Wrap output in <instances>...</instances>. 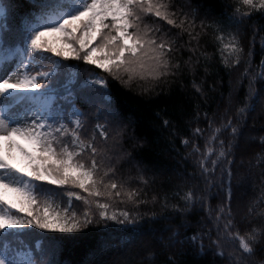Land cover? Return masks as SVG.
Listing matches in <instances>:
<instances>
[{
  "label": "snow or ice",
  "instance_id": "snow-or-ice-1",
  "mask_svg": "<svg viewBox=\"0 0 264 264\" xmlns=\"http://www.w3.org/2000/svg\"><path fill=\"white\" fill-rule=\"evenodd\" d=\"M28 3L21 11L19 0H0V53H8L0 55V264H67L66 241L109 222L120 230L101 238L93 264H157L164 253H171L164 264H204L209 253L207 264H264V122L254 115L258 101L264 108V56L255 62L257 36L264 52V0H220L216 7L204 0H56L62 10L55 16L51 0ZM203 37L210 41L202 45ZM209 43L222 69L214 68ZM81 62L88 70L82 81ZM241 65L236 94L243 88V97L234 103L230 93L210 114L221 72L231 75ZM213 74L218 79L205 89ZM187 75L199 97L192 115L185 121L180 109L175 123L163 124L177 155V139L191 147L165 175L167 169L134 155L146 141L109 84L158 97L177 83L183 88ZM74 82L78 89L66 86ZM129 140L131 151L124 147ZM257 141L260 151L250 155ZM257 179L259 195L239 216ZM158 181L172 191L149 200L145 189ZM56 194L67 196L63 209L53 203ZM73 198L82 213L73 210ZM157 203L159 212L140 211ZM201 211L200 220L189 219ZM115 251L119 259H103Z\"/></svg>",
  "mask_w": 264,
  "mask_h": 264
},
{
  "label": "trees",
  "instance_id": "trees-1",
  "mask_svg": "<svg viewBox=\"0 0 264 264\" xmlns=\"http://www.w3.org/2000/svg\"><path fill=\"white\" fill-rule=\"evenodd\" d=\"M220 0H204V3L206 5L216 7ZM228 2H232V0H228ZM21 7V11H26L28 8H30V5L28 3V0H19ZM57 6L56 0H51L50 7L48 9V12L50 15L55 16L59 11H61ZM254 20H259L258 17H253ZM264 22V21H259ZM162 23V22H161ZM165 27V30H167V26L163 25ZM251 36V29L248 28L245 30V35L243 39V44L245 47V51H247L248 47V39ZM259 36H257L256 40L257 43L255 45L256 47V55H255V62L259 63V60L261 56H264V52L260 50V44H259ZM184 40H187V36L184 37ZM210 41V37H203L201 40V44H205V42ZM207 51L209 53H215L213 58V65L214 68L216 65H219V67L222 69L223 65L219 64V53L215 52L214 46H212L209 43V46L207 47ZM0 55H8L7 52L0 53ZM188 55L185 51L184 53V59H187ZM72 64H76L75 61L71 62ZM243 65L240 66V68L234 70L231 75L225 74L221 72V75L223 76V87L218 89L216 93H213L217 97V100L215 103L212 104V107L209 109L210 114L216 111V105L219 104L221 107L223 104L227 101V98L229 94H232L234 103L243 97L244 95V89L239 90V95L236 94V81L239 78L240 71H242ZM68 71L67 69L65 70ZM88 70L83 66V63H80V80L82 81L84 77L87 76ZM203 75V68H200L198 74H197V80H199V77ZM218 78L213 74L206 78L207 82L205 84V89L208 88L209 85H211L215 80ZM192 76L187 75L185 76L183 80L184 87L181 88L180 84L177 83L172 86L171 92L162 94L158 97H148L141 95L138 90L135 88L129 89L123 87L118 81H110L109 88L111 90L112 96L115 98L116 103L121 106L124 114L126 117L130 118L134 122V127L136 130V135L139 137H142L145 139L146 143L136 152L134 155H136L138 158H142L143 164H146L148 166H152L153 164L157 165L158 168H164L167 169L164 174L169 175L170 170L173 166H180L183 164V161L181 157L184 153L188 152L190 150V145L188 148H185L183 146H180L179 140L177 139L175 147H178L180 149V154L177 155L175 151H173V145L170 144V129L166 128L163 124V121L165 119H170L175 123L176 121V115L175 113L180 110L184 109L188 115L184 117L185 121L190 119L192 115V106L195 104L196 100L199 99L198 94L195 92V90L192 88L191 84ZM64 83V81H62ZM244 84L246 86L247 81H244ZM69 89L72 88H79L80 84L78 83H72L66 85ZM260 87V85H258ZM222 91L224 93V100H221L219 98V92ZM79 107H84L83 105H78ZM87 110V109H86ZM94 111V109H92ZM254 115H257L261 117V120L259 122H264V108L261 107V102L258 101L256 105V112ZM94 122V121H93ZM196 123L193 122L191 127H195ZM202 128H206V121L200 123L199 125ZM180 136L186 135L185 132L179 133ZM134 142L129 140L124 145V147L131 151L132 150V144ZM199 143L201 147H203V138L199 140ZM260 151V146L258 141L253 142L251 147L249 148V154L255 155L257 152ZM127 167V166H126ZM188 171H192V159L190 158L188 160L187 165ZM258 171V170H257ZM244 172V169H240V173L242 174ZM132 175H135V171L131 173ZM152 173H148V175H151ZM254 183L257 185L255 190L252 188H249L247 190L246 195H244L243 199L240 202V208L238 215L243 216L247 213V205L249 200L257 197L259 195L260 189H259V180H255ZM202 186V185H201ZM49 188H54L55 186L48 185ZM131 187H141L138 183H133ZM147 192V198L150 200L153 195H157L159 198V195L162 192H171L172 189L168 185H164L163 187L160 186L159 181L157 184L152 185L145 189ZM43 199L44 197L41 196ZM74 199V198H73ZM54 204H59L60 208L63 209L65 205L67 204V196L63 194H56L52 197ZM175 202V200H173ZM213 207L218 203V200L213 199L211 201ZM118 208H123L124 205H117ZM261 207H264V205H261ZM235 209V205H234ZM77 211V214H80L84 210V206L80 202H76L74 199V209ZM160 211V205L159 203L152 205L149 204L146 207H141V212H150V211ZM205 214L201 211L197 213L194 217H189V219L192 220H200L201 217H203ZM148 218L145 217V220ZM161 223H167L165 221H162ZM174 223H178V220ZM147 226V225H145ZM205 226H208L207 224ZM132 226H129L131 228ZM120 230V226L116 225L113 222H109V227L105 229L103 225H94L90 229L84 230L82 233L75 234L71 237L70 240L66 241L64 252L62 254V259H64L67 264H93V261L95 259H98V256H94L93 253L97 250L99 241L106 233H111ZM58 236H69L71 234H57ZM207 244V241H205ZM171 253H164L159 255L157 264H164V261L166 259L167 255H170ZM120 258V252H109L107 253L103 259L106 260H115ZM204 261V264H207L208 261L212 260V256L209 253L208 256L202 258ZM220 264H223L221 261Z\"/></svg>",
  "mask_w": 264,
  "mask_h": 264
}]
</instances>
